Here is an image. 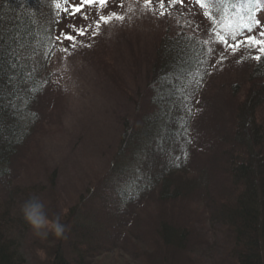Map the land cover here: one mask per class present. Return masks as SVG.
Instances as JSON below:
<instances>
[{"label": "rangeland", "instance_id": "obj_1", "mask_svg": "<svg viewBox=\"0 0 264 264\" xmlns=\"http://www.w3.org/2000/svg\"><path fill=\"white\" fill-rule=\"evenodd\" d=\"M59 2L68 11L57 35L75 36L70 25L88 31L76 37L74 45L55 39L41 82L44 88L36 98L33 135L28 134L27 145L8 160L3 186L18 180L21 190L31 189L30 195L44 203L48 218H60L65 233L57 238L48 231L45 238L28 230L27 264H47L56 250L71 257L73 251L88 255L90 264H234L229 257L234 245L231 231L214 219L220 202L234 199L225 135L230 136L248 90L264 84V57L259 65L252 58L255 49L242 45L233 51L218 42L215 33L227 38L226 25L237 27L242 16L250 23L249 12L264 21V0L258 4L250 0L244 13L233 9L229 17L218 5L212 9H222L218 19L206 18L194 0L171 8L166 4L164 16L155 0L151 11L145 9L144 0H110L103 10L85 5L75 16L71 9L80 6V0ZM102 12L125 19L101 23L96 29ZM258 30L254 28L257 36ZM166 34L171 39L184 34L203 41L207 60L188 83L194 104L189 106L188 128L184 126L189 138L184 162L176 171L167 163L181 157L174 158L173 151L158 156L155 167L147 166L152 171L159 168L160 175L152 176L145 168L148 157L139 161L134 154L142 136L129 138L127 133L136 134L143 118L157 113L150 98V69L158 42ZM246 35L241 28L238 40L229 42L243 41ZM167 109L162 107L158 114ZM257 122L264 128V101L257 108ZM166 179L171 190L160 196ZM125 197L132 202L128 204ZM164 225L171 231L184 229L187 244H165L158 232ZM177 237L185 241L179 232L173 240Z\"/></svg>", "mask_w": 264, "mask_h": 264}, {"label": "trees", "instance_id": "obj_2", "mask_svg": "<svg viewBox=\"0 0 264 264\" xmlns=\"http://www.w3.org/2000/svg\"><path fill=\"white\" fill-rule=\"evenodd\" d=\"M249 1L231 0L223 4L224 17L231 16L233 9L238 14L244 13ZM55 5L54 0H0V264H27L29 261L28 247H24L28 246L24 242L27 238L24 237L31 228L23 219L21 206L32 196L31 189L21 190L17 179L5 186L3 183L7 180L5 167L8 160L27 145V135H33L36 98L44 88L41 82L55 50V39L65 46L68 44L62 38L58 39L61 35H57L56 29L62 28L65 11ZM206 53L203 41L194 36L174 34L171 39L166 34L158 42L149 83L151 104L157 107V113L143 118V126L136 134L127 133L132 138L142 136L134 154L139 161L148 157L145 168L152 176L160 175L159 168L152 171L147 166L155 167L158 156L173 151L174 158L181 157L167 163L176 171L184 162L182 158L189 141L185 131L192 114L189 106L194 94L188 83L205 68L202 65L207 60ZM260 67L258 72L262 71ZM261 74L264 79L263 71ZM263 101L264 84L248 90L230 136L225 135L228 137L225 144L229 147L227 174L234 199L231 203L222 200L214 219L231 231L234 245L229 249V257L234 264H264V128L257 122V108ZM164 106H168L167 112L158 114ZM128 142L133 145L132 139ZM168 180L164 181L165 189L160 190V196L171 190L167 189ZM124 199L128 204L133 200ZM158 232L167 245L182 247L187 244L184 229L171 231L164 225ZM177 232L184 237V242H179L178 237L177 241L173 240ZM53 253L47 264H88L92 260L88 255L74 251L73 257L60 250Z\"/></svg>", "mask_w": 264, "mask_h": 264}, {"label": "snow or ice", "instance_id": "obj_3", "mask_svg": "<svg viewBox=\"0 0 264 264\" xmlns=\"http://www.w3.org/2000/svg\"><path fill=\"white\" fill-rule=\"evenodd\" d=\"M65 2H68V0H65ZM109 2L110 0H80V6H73L70 15L75 16L77 13H80L85 5L90 7L99 6V8L103 10L108 7ZM194 2L201 9H204V16L206 18L218 19L222 15V9L218 11H212V9L217 8L218 5L230 3L231 0H194ZM251 2H255L258 4L260 0H251ZM155 3L158 4V7L160 9V16H164L166 14L164 11L166 4L169 8L176 4H180L181 6H183V0H155ZM55 6L61 11H68L66 8H61V3L59 2V0H57ZM144 7L149 11L153 10V0H144ZM83 18L87 19V16H84ZM113 19L122 23L125 17L115 12H109L107 14H104L102 12L99 15V20L96 22V29H99L101 23L108 24ZM240 19L241 23L235 28H233L231 24L226 25V27L230 29L229 36L227 38L221 33H215L219 38L218 42L227 44V46L229 48H232L233 51H235L237 48H240L242 45H247L249 48L255 49L257 54L252 56V58L259 63L262 57H264V21H261L259 18H257L255 13L253 12H249L247 16V20L251 21L250 23L245 22V17L243 16ZM70 27L75 29V36L61 33V36L58 37V39L62 38L63 40H67L74 45L76 43V37L85 35L88 29L76 28L75 25H70ZM241 28L245 29L247 33L244 40L236 42L234 44L230 43L229 40H238ZM254 28L260 29L258 30L259 38L257 36V33L254 32ZM93 34L95 35L96 32L93 31ZM209 51H212V49H209Z\"/></svg>", "mask_w": 264, "mask_h": 264}, {"label": "clouds", "instance_id": "obj_4", "mask_svg": "<svg viewBox=\"0 0 264 264\" xmlns=\"http://www.w3.org/2000/svg\"><path fill=\"white\" fill-rule=\"evenodd\" d=\"M21 212L24 221L30 226L34 235L46 238L50 231L57 238L64 237L65 225L58 216L53 219L48 218L45 205L38 197L33 195L26 200L21 206Z\"/></svg>", "mask_w": 264, "mask_h": 264}]
</instances>
